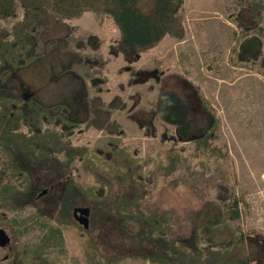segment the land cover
I'll use <instances>...</instances> for the list:
<instances>
[{
    "label": "rangeland",
    "instance_id": "1",
    "mask_svg": "<svg viewBox=\"0 0 264 264\" xmlns=\"http://www.w3.org/2000/svg\"><path fill=\"white\" fill-rule=\"evenodd\" d=\"M15 10V16L0 18V25L8 26L18 18L17 3ZM177 15L180 36L164 33L141 47L122 46L115 23L103 12L84 9L75 16H54L58 22L54 28L33 30L34 65L8 71L7 87L0 93L7 92L11 99L23 81V96L47 107V121L40 126L57 130L60 124L68 125L62 137L67 146L114 147L113 160L121 164L104 166L98 159L93 161L96 167H84L77 155L67 163V172L84 193L106 188L89 170L100 172L101 177L128 169L142 180L147 200L172 207L177 218L178 207L191 209L199 198L218 203L222 213L218 225H213L216 243L231 232L264 233V68L258 61L235 62L231 57L244 34L256 36L264 53V0H181ZM173 72L194 84L213 111L214 124L204 140L192 138L198 131L196 107ZM159 76L163 78L158 80ZM168 86L185 102L184 119L191 129L184 137L178 136L175 125L154 113L157 93ZM110 99L112 104L107 103ZM54 153L58 159L65 156L64 149ZM173 153L175 168L162 178L158 165ZM178 174L181 182L172 186L166 179ZM232 196L236 205H231ZM44 201L38 197L18 211L0 213V225L10 235L9 254L12 245L19 243L32 246L35 254L52 264H91L86 234L71 219H47L57 226L59 237L47 236L39 221L13 237L3 218L31 217L34 207ZM230 207L236 210L233 217ZM210 214L211 210L206 216ZM95 257L100 264H159L139 256Z\"/></svg>",
    "mask_w": 264,
    "mask_h": 264
},
{
    "label": "trees",
    "instance_id": "2",
    "mask_svg": "<svg viewBox=\"0 0 264 264\" xmlns=\"http://www.w3.org/2000/svg\"><path fill=\"white\" fill-rule=\"evenodd\" d=\"M16 3L20 8L19 17L8 26L0 25V89L7 87L8 71L14 73L13 68L25 70L34 65L36 37L33 30L54 28L58 23L54 16H75L84 9L103 12L115 23L119 43L125 47H141L156 41L164 33L180 36L182 32L177 15L181 0H0V18L15 16ZM253 11L250 6V12ZM231 57L235 62L258 61L264 68V53L260 52L258 38L254 35H242ZM39 60L43 62L44 58ZM171 75L178 77V73ZM178 78L182 80L183 91L191 94V105L196 107L193 115L198 131L192 138L196 142L204 140L214 124L213 111L194 84ZM17 88L20 92L13 90L11 99L7 92L0 93V213L18 211L33 204L38 197L45 201L34 207L31 217L3 218L15 239L32 221L44 225L47 236L59 237L57 226L47 219L54 217L67 222L71 217L70 207L81 203L88 206L87 225L80 227L91 250V264H100L95 257L99 255L139 256L159 264H263L264 233L236 231L222 242L214 241L213 225H218L222 213L214 201L199 198L197 206L191 209L178 207L177 218L172 207H163L155 200L148 201L142 180L136 179L128 169L122 174L110 173L101 177L98 176L100 172L89 170L106 188L98 186L90 194L84 193L67 172V163L77 155L84 167L86 164L96 167L93 161L98 159L105 163L104 166L121 164V160H113L114 147L94 146L88 150L84 145H76L70 148L66 139H62L69 131L68 125L62 122L57 130L48 125L40 126L41 121H47V107L23 96L22 92H26L23 81ZM27 101L31 105H27ZM107 103L112 104V99ZM184 103L176 89L168 86L159 90L153 104L154 113L175 125L180 137H184L189 128L184 119ZM28 107L30 109L26 110ZM60 149H64L63 159L54 155V151ZM176 160L177 155L173 153L165 163L158 165L162 178L172 173ZM108 169L113 172L117 168L110 166ZM166 180L172 186L177 181L179 185L181 176L172 175ZM42 187L45 191L36 195ZM230 199L231 205H236V198ZM209 210L211 214L206 216ZM235 215V208L230 207V217ZM16 245L11 264H52L40 253L35 254L32 246Z\"/></svg>",
    "mask_w": 264,
    "mask_h": 264
},
{
    "label": "water",
    "instance_id": "3",
    "mask_svg": "<svg viewBox=\"0 0 264 264\" xmlns=\"http://www.w3.org/2000/svg\"><path fill=\"white\" fill-rule=\"evenodd\" d=\"M45 191V188H40L36 195H39ZM87 213H88V206L87 205H74L71 207V214L74 217V219L82 226L86 227L87 225ZM9 239V236L7 232L4 230V228L0 227V245H3L5 242H7Z\"/></svg>",
    "mask_w": 264,
    "mask_h": 264
},
{
    "label": "flooded vegetation",
    "instance_id": "4",
    "mask_svg": "<svg viewBox=\"0 0 264 264\" xmlns=\"http://www.w3.org/2000/svg\"><path fill=\"white\" fill-rule=\"evenodd\" d=\"M159 80V79H158ZM74 205H83V204H81V203H79V204H74ZM74 205H72V206H74ZM71 206V207H72ZM71 207H70V219L75 223V224H77V225H79V226H81L75 219H74V217L72 216V214H71ZM0 227H2V228H4V226L3 225H0ZM4 230L7 232V234H8V236H9V239H8V241L7 242H5L3 245H0V250L2 251V253L0 254V264H11L12 263V255H13V253H14V250H15V248L17 247V245H15V244H13L12 245V249H13V252L11 253V254H9V247H10V235H9V232L4 228ZM13 235V234H12ZM14 237V236H13ZM9 245V246H8ZM17 261H19V260H17ZM16 264H19V263H16ZM263 264H264V262H263Z\"/></svg>",
    "mask_w": 264,
    "mask_h": 264
}]
</instances>
